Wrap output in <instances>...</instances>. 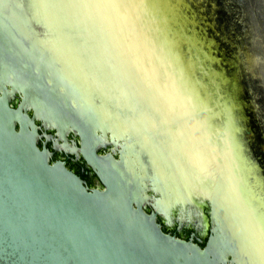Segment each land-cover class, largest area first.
Here are the masks:
<instances>
[{
    "label": "water",
    "instance_id": "obj_1",
    "mask_svg": "<svg viewBox=\"0 0 264 264\" xmlns=\"http://www.w3.org/2000/svg\"><path fill=\"white\" fill-rule=\"evenodd\" d=\"M145 32L159 46L143 45L142 65L131 47ZM149 57L172 99L182 81L196 94L220 153L191 203L167 201L183 189L158 176L164 133L138 120L163 100L133 95ZM40 128L78 134L103 187L50 162ZM106 143L118 158L95 153ZM205 205L203 245L156 220L183 210L201 231ZM0 264H264V0H0Z\"/></svg>",
    "mask_w": 264,
    "mask_h": 264
},
{
    "label": "bare ground",
    "instance_id": "obj_2",
    "mask_svg": "<svg viewBox=\"0 0 264 264\" xmlns=\"http://www.w3.org/2000/svg\"><path fill=\"white\" fill-rule=\"evenodd\" d=\"M127 11L129 12L130 20H132V17L135 19L134 24L142 20H144V25L148 24L143 15L141 17L138 15H131L128 7ZM126 18L127 21H130L128 16ZM144 34V38L141 36L139 41H135L136 44L131 47L138 57H140L139 54L142 53L144 44H148V46L153 44L154 48L159 46L158 42L154 40V36L149 35L148 32H145ZM158 55H161L160 51L158 52ZM170 62V59L169 61H166L167 64ZM139 63L144 65V61H142L141 57L139 58ZM146 65L149 67L150 74L148 76L147 73L145 75V72L141 71V75L144 79H137V90L133 95L138 96V98H147L149 106H154V104H156L157 97L163 100L159 102V107H157V104L155 107H150L151 113L156 112L159 115L158 120H155V117H150L152 115L149 112L141 113L138 120L143 129L160 127L159 131L164 133L165 138L161 144L156 143L155 146L153 145L157 159L155 163L158 166V169L161 168L158 170V176H161L162 178H167V175L174 176L177 184L180 186L179 189H183V195L176 194V191L174 190L173 192H170V195L167 198L169 200L167 201L169 204H171L173 200L191 203L195 191L201 195V192L207 190L209 183L213 179L212 172L214 173L218 168V164H220L218 160L220 153L217 151L215 144H213V139H210L211 137L205 130L206 126L204 124L207 123H204L206 119L204 115H202L203 113H201V109L192 108L200 105L196 101L197 97L194 99L196 94L194 93V96H192L190 92V95H185L184 81H182L180 82L181 89L179 87L178 96L172 99L167 93L168 90H166V85L168 86L169 82L166 79H163V81L157 79L155 75L156 64L153 62V59L151 60L150 57L146 59ZM162 86L165 88L167 93L166 96L164 95V89ZM180 102H182L181 105H179ZM199 113L201 114L199 115ZM184 148L187 149L189 154L184 153ZM189 148H193V150ZM231 149L230 146H225L223 148L225 151L223 157V163H225V166H229V164L233 162ZM158 156L160 158H158ZM164 158L171 163L173 169L171 172L164 169V164L161 160H164ZM178 170H182V172H179ZM230 192L234 193L233 191ZM234 195L235 193L230 195V197H234ZM218 199L222 200L220 198Z\"/></svg>",
    "mask_w": 264,
    "mask_h": 264
},
{
    "label": "flooded vegetation",
    "instance_id": "obj_3",
    "mask_svg": "<svg viewBox=\"0 0 264 264\" xmlns=\"http://www.w3.org/2000/svg\"><path fill=\"white\" fill-rule=\"evenodd\" d=\"M15 99L19 100V95H16L15 98L11 100L12 104H14ZM37 124L40 123L37 122ZM38 132L40 134H51L50 138H39L37 143L40 148H45L47 150L50 162H63L69 170H71L83 180L84 185L89 189L103 187L96 170L89 164L84 156L81 138L78 134L71 131L62 137L59 136L56 129L44 128H40ZM120 150V146L115 148L113 144L106 143L104 145L98 146L95 153L97 155L103 156L111 154L113 157L118 158ZM144 209L147 212L155 211L154 206L151 204H146ZM208 210V206L205 205L202 207V211L206 214L208 226L201 231L198 229L199 221L200 224H203L204 221H201L200 218L197 220V217L194 215V213H189L186 211L183 212V210L176 209L172 212H167V210H165L162 212V214H157L156 220L160 223L163 231L180 238H191L193 241L203 245L208 237L210 229Z\"/></svg>",
    "mask_w": 264,
    "mask_h": 264
},
{
    "label": "rangeland",
    "instance_id": "obj_4",
    "mask_svg": "<svg viewBox=\"0 0 264 264\" xmlns=\"http://www.w3.org/2000/svg\"><path fill=\"white\" fill-rule=\"evenodd\" d=\"M123 88L126 89V87H124V86H123ZM189 149L193 150V148H189ZM184 153H188V154H189V152H188L187 149H185V148H184ZM200 167H201V166H200ZM183 168H184V167H183ZM178 171H179V172H182V170H178ZM183 172H184V169H183Z\"/></svg>",
    "mask_w": 264,
    "mask_h": 264
}]
</instances>
